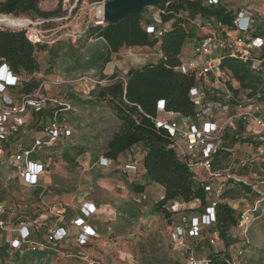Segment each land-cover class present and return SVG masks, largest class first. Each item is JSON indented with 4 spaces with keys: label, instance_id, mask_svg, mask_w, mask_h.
Segmentation results:
<instances>
[{
    "label": "built area",
    "instance_id": "1",
    "mask_svg": "<svg viewBox=\"0 0 264 264\" xmlns=\"http://www.w3.org/2000/svg\"><path fill=\"white\" fill-rule=\"evenodd\" d=\"M107 1H95L93 4L102 2L104 6ZM223 1L226 0H208L212 4ZM90 2L59 0L65 19H79ZM49 19H28L24 24L26 36L32 43L52 44L60 39L55 36V28L45 27ZM260 21L264 23V14L258 16L254 8L241 7L234 21V29H227L223 35L216 30H206L191 53L184 57L179 68L185 73L193 71L198 80V85L190 91L195 104L194 114L169 111L165 109L164 100L158 102L159 115L154 118L157 127L169 131L173 147L207 193L208 204L205 209L184 211L186 214L181 217L173 234L178 246L187 252L185 264L208 263L206 257L200 258L193 251L201 239L211 246L219 242L220 235L215 229L216 205L220 200L237 199L224 196L226 188L237 186L242 189L243 185L250 188L249 193L242 189L239 195L250 202L249 206L239 210L238 227L241 232L250 230L253 219L264 208V34H255L259 25L256 23ZM104 22L105 16L101 9L90 20V23L95 24ZM148 30L152 32L154 27L150 26ZM226 52L245 61L251 60L258 73L263 70L255 87L242 88L236 79L221 68ZM20 84L21 77L7 63L0 61V157L8 159L26 184L37 186L41 175L51 166L57 147L72 136L73 130L64 113L69 108L67 104L35 93L14 96V90ZM48 109H54L52 116L44 118L40 115ZM31 113L35 116L32 122L29 120ZM228 131L233 137H228ZM130 153L131 159L122 164H116L104 156L101 162L127 172H138L144 150L137 147ZM141 198H146L145 194ZM195 201L201 205L200 200ZM179 203L177 200L172 203L174 210L179 211L175 209V204ZM4 212L5 208L0 203V245L4 233L13 230L16 235L9 241L13 250H55L69 236L67 226L56 225L52 228L43 227L42 236L37 238L28 222H21L18 228H10L8 221L2 218ZM96 212L94 203L84 201L81 214L72 215L70 222L80 229L76 242L82 249L91 237L96 236V230L88 223V218ZM44 216L42 214L41 218ZM201 248L206 249V245H201ZM76 252L70 254L75 258L72 264H101L81 250ZM229 264L235 262L229 261Z\"/></svg>",
    "mask_w": 264,
    "mask_h": 264
},
{
    "label": "rangeland",
    "instance_id": "2",
    "mask_svg": "<svg viewBox=\"0 0 264 264\" xmlns=\"http://www.w3.org/2000/svg\"><path fill=\"white\" fill-rule=\"evenodd\" d=\"M90 3L79 19H65L59 0L40 2L43 10L56 11L45 27L57 30L55 36L61 39L59 56L52 65L49 52L39 50L36 56L40 71L33 74L22 72L20 75L22 80L32 77L40 80V86L35 90L37 96L68 105L64 113L73 134L57 147L51 166L37 186L26 184L8 159L0 157V203L5 208L4 217L11 228L13 222L45 212L49 216L47 226L51 227L57 218L68 222L71 213L78 210L82 198H93L102 205L103 213L90 220L97 226L98 240L91 247L80 249L89 258L101 264H185L187 252L178 246L173 235L181 222L183 210L167 218L155 209L161 198L154 188L157 184L146 181V198H141L131 188L132 182L142 180L138 178L139 171L114 170L102 164L108 140L118 129L120 120L106 102L89 103V100H95L101 86L124 78L131 67L156 61L161 54L160 43L154 47H122L104 62L98 58L99 53L106 49L102 39H80L91 18L103 7L102 2ZM154 6L144 7V18L160 19ZM232 6H250L258 16L264 14V0H232ZM5 16L22 19L24 23H6L2 19ZM0 19V25L23 28L31 18L0 14ZM203 27L197 25V33L215 30V27ZM112 74L117 75L113 80L109 78ZM33 116L31 113L30 122ZM232 195L237 198L236 201L231 200L232 204L237 203V209L250 205L236 192ZM175 206L177 210L183 208L180 203ZM170 208L174 210L172 206ZM230 234L237 239L236 243L227 246L219 242L211 246L201 239L193 253L203 258L208 257L212 250L228 251L235 264H264V208L253 219L248 232H241L238 226H234ZM15 235V231L7 230L3 238L12 239ZM203 244L206 249L201 248ZM72 253L77 252L71 251L66 244L55 250L36 252L12 249L9 253H2L0 250V264H72L75 261L70 256Z\"/></svg>",
    "mask_w": 264,
    "mask_h": 264
},
{
    "label": "trees",
    "instance_id": "3",
    "mask_svg": "<svg viewBox=\"0 0 264 264\" xmlns=\"http://www.w3.org/2000/svg\"><path fill=\"white\" fill-rule=\"evenodd\" d=\"M40 2L41 0H0V14L27 16L31 19L51 18L56 14V11L43 10ZM154 7L160 15L159 20L144 18L143 8L140 12L129 14L118 21L90 23L80 39H102L106 49L99 53L98 58L104 62L109 61L111 53L118 52L122 47H154L160 43L161 54L156 61L131 67L124 78L101 86L95 94V100H89V103L106 102L120 120L118 129L108 140L104 157L114 160L116 164H122L131 159L132 149L141 147L144 150L141 166L146 169L148 180L165 188V193L156 203L155 209L171 218L178 212L170 208L175 200L187 204L200 200L199 207L192 209L187 206L179 211H202L207 206L208 199L205 188L196 181L191 168L173 147V138L169 131L157 127L154 118L159 115L158 102L164 100L166 110L184 115L194 114L195 104L190 91L198 85V80L193 71L185 73L179 66L184 57L191 53L197 41L205 35L203 31L197 33L196 26H207L211 29L215 27L223 35L227 29L235 28L234 21L238 11L244 6L233 8L232 0L218 4L209 3L208 0H159ZM256 24L259 25L255 34L263 35L264 23L260 21ZM150 26L154 27V31L148 30ZM60 42L61 39L52 44L32 43L26 36L25 28L0 25V61L7 63L20 77L22 72L33 74L41 68L37 52L47 50L53 65L59 56ZM262 56L264 66V55ZM221 68L236 79L242 88L255 87L261 77L260 72L263 71L261 69L258 73L251 60L245 61L230 56L227 52L221 61ZM116 77V74L109 76L111 80ZM39 86L40 80L34 77L29 80L21 78V84L14 90L13 95L33 94ZM53 111L54 109H48L40 115L48 118ZM228 137H233L230 131ZM122 154L126 155L124 159L120 158ZM145 186L143 183H131L132 190L140 197L145 192ZM242 189L250 192L246 185ZM242 189L237 186L228 187L224 196L233 198V192L239 196ZM2 218L6 220L4 213ZM238 222L239 209L229 200L218 201L215 229L220 235L219 242L227 246L237 242L231 236L230 229L238 226ZM0 250L2 253L12 250L9 243H4L3 238ZM206 258L209 260L207 264H228L232 260L228 251L219 250H212Z\"/></svg>",
    "mask_w": 264,
    "mask_h": 264
},
{
    "label": "crops",
    "instance_id": "4",
    "mask_svg": "<svg viewBox=\"0 0 264 264\" xmlns=\"http://www.w3.org/2000/svg\"><path fill=\"white\" fill-rule=\"evenodd\" d=\"M126 157V155L125 154H122L121 156H120V158H122V159H124ZM107 167L109 168V169H117V168H119V167H117V166H114V165H107ZM143 167V166H142ZM139 169H138V171H139V174H138V178H141L142 180L141 181H138V180H135V182H138V183H143V184H145L146 183V181H148V176H147V174H146V169L143 167V170H141V168H140V166L138 167ZM48 171V169L41 175V177H40V180H41V178L45 175V173ZM123 171H125L126 172V170H123ZM129 172H133V171H129ZM135 174V173H134ZM155 183V182H154ZM155 184H157V186H155L154 188L156 189V191L157 192H159L160 193V197H162L163 195H164V193H165V188L163 187V186H161L160 184H158V183H155ZM125 191H127V189L125 188ZM236 199V198H235ZM84 201H91L92 203H94L96 206H97V212H96V214H94V215H92L91 217H89L88 218V223L89 224H91V226L96 230V236H94V237H91L90 238V240H89V243L84 247V249L85 248H89V247H91L92 245H94V243L98 240V238H99V231H98V229H97V226L96 225H93V223L90 221L91 220V218H95V216H99L100 214H102L103 213V211H102V205L96 200V199H93V198H82L81 199V201L79 202L80 204H79V206H78V210H74L73 211V213H71L72 215L73 214H81V205H82V203L84 202ZM236 201V200H235ZM243 201H246V202H248V200L246 199H244ZM180 204L183 206V207H189V208H192V207H194V206H198V204H199V202H197V201H193V202H191V203H189V204H187V203H181L180 202ZM237 203L235 202V204H234V206L237 208V205H236ZM244 207H246V206H241L240 208H239V210L240 209H243ZM42 214H44L45 216V218H41V215ZM182 214L184 215V214H186L185 212H184V210L182 211ZM72 215H70V217L68 218V222H62V218H57L54 222H53V225L50 227V228H52V227H55L56 225H65V226H67L68 227V230H69V236H68V238H66L64 241H62L61 242V247H63L64 246V244H66L67 246H69L70 247V250L71 251H78V250H80V249H82L78 244H77V242H76V237H77V235H78V233L80 232V229H79V227H77V226H75L74 224H71V218H72ZM48 219H49V216L45 213V212H43V213H41V214H39L38 216H36V217H33V218H28V219H23V220H20V221H18V222H15V223H12V225L14 226V227H20L22 224H21V222H24V223H26V222H28L29 223V228L34 232V233H36L37 234V238H39V237H41L42 236V234H43V227H47V225H48ZM35 220H37V222L35 221ZM3 240H4V238H3ZM5 242L7 241L8 243H9V241H10V238H7V239H5L4 240ZM6 242V243H7Z\"/></svg>",
    "mask_w": 264,
    "mask_h": 264
},
{
    "label": "water",
    "instance_id": "5",
    "mask_svg": "<svg viewBox=\"0 0 264 264\" xmlns=\"http://www.w3.org/2000/svg\"><path fill=\"white\" fill-rule=\"evenodd\" d=\"M159 0H108L105 4V22L118 21L129 14H136Z\"/></svg>",
    "mask_w": 264,
    "mask_h": 264
},
{
    "label": "bare ground",
    "instance_id": "6",
    "mask_svg": "<svg viewBox=\"0 0 264 264\" xmlns=\"http://www.w3.org/2000/svg\"><path fill=\"white\" fill-rule=\"evenodd\" d=\"M101 11H102V14H104V16H105V6L101 7ZM2 19L5 20L6 23L8 22V23H11L13 25H17V24L22 25V23H24V20L19 19V18H13V17H6L5 16ZM140 168H141V170L143 169V167L141 165H140Z\"/></svg>",
    "mask_w": 264,
    "mask_h": 264
}]
</instances>
